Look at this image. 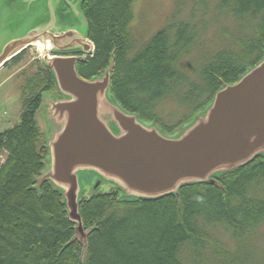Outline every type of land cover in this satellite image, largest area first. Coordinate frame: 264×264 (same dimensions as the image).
<instances>
[{
  "label": "trees",
  "instance_id": "obj_1",
  "mask_svg": "<svg viewBox=\"0 0 264 264\" xmlns=\"http://www.w3.org/2000/svg\"><path fill=\"white\" fill-rule=\"evenodd\" d=\"M136 1L83 3L95 51L78 64V71L93 79L115 57L110 94L127 112L167 135L205 111L223 83L237 82L264 59V0H191L194 12H205L213 1L216 12L238 29L229 44L205 59L197 80L180 68L197 43L195 13L188 22L171 16L169 25L135 49L131 23ZM24 52L10 62H19ZM56 89L53 72L42 65L22 87L19 123L0 133V264H201L210 250L216 264L236 261L220 248L215 233L221 228L243 244L264 223V155L218 175L220 185L182 187L179 202L175 195L123 199L115 186L82 195L84 227L95 228L82 260V245L71 242L76 224L61 191L51 182L36 188L49 157L36 115L43 95ZM169 99L189 109L175 123L165 122L160 113Z\"/></svg>",
  "mask_w": 264,
  "mask_h": 264
},
{
  "label": "water",
  "instance_id": "obj_2",
  "mask_svg": "<svg viewBox=\"0 0 264 264\" xmlns=\"http://www.w3.org/2000/svg\"><path fill=\"white\" fill-rule=\"evenodd\" d=\"M85 34L68 24L31 30L0 51V69L33 45L42 46L44 65L61 93L44 98L52 136L47 138L49 167L36 188L51 182L65 200L75 236L88 250L94 227L85 229L80 215V173L99 176L95 185L111 183L128 200H154L175 195L195 183L220 185L216 177L232 173L264 155V59L235 83L225 84L210 105L179 135L170 136L139 115L127 112L110 94L115 57L103 73L84 79L78 64L95 51L83 11ZM80 51L83 55H58ZM56 53V54H55ZM89 179V177L86 176Z\"/></svg>",
  "mask_w": 264,
  "mask_h": 264
},
{
  "label": "rangeland",
  "instance_id": "obj_3",
  "mask_svg": "<svg viewBox=\"0 0 264 264\" xmlns=\"http://www.w3.org/2000/svg\"><path fill=\"white\" fill-rule=\"evenodd\" d=\"M192 8L191 0H137L133 5L134 20L131 29L134 47L137 49L158 30L169 25L171 16L177 21L188 22L195 13L193 25L198 33L197 43L181 60L180 68L191 79L197 80L199 68L205 59L229 44L238 34V29L231 18L216 12L213 1L205 12H194ZM79 9L82 11L78 0H0V51L12 39L28 34L34 29L74 24L79 33L85 34L86 28L79 16ZM43 57L42 46L33 45L26 49L19 62H10L0 70V133L19 123L22 114V87L27 84V79L44 65ZM60 96L58 88L43 95L44 98ZM159 109L163 120L170 123H175L189 110L185 106L179 107L172 99L162 103ZM36 118L47 144L46 139L52 136V127L44 100ZM140 120L144 125L151 126V122ZM184 128L173 136L179 135ZM98 179L99 176L91 172L80 173L81 196L108 191L114 186L103 182L95 187ZM215 234L220 248L236 260L233 264H264V223L254 230L243 244L234 242L221 228ZM201 264H216L211 257V250L205 253Z\"/></svg>",
  "mask_w": 264,
  "mask_h": 264
},
{
  "label": "flooded vegetation",
  "instance_id": "obj_4",
  "mask_svg": "<svg viewBox=\"0 0 264 264\" xmlns=\"http://www.w3.org/2000/svg\"><path fill=\"white\" fill-rule=\"evenodd\" d=\"M79 3L81 4V7L83 6V3L86 1V0H78ZM67 10V9H66ZM26 51V50H25ZM56 54V53H55ZM58 55H78V56H82L83 54L76 50V51H70V52H58L57 53Z\"/></svg>",
  "mask_w": 264,
  "mask_h": 264
},
{
  "label": "crops",
  "instance_id": "obj_5",
  "mask_svg": "<svg viewBox=\"0 0 264 264\" xmlns=\"http://www.w3.org/2000/svg\"><path fill=\"white\" fill-rule=\"evenodd\" d=\"M0 70H2V68Z\"/></svg>",
  "mask_w": 264,
  "mask_h": 264
}]
</instances>
